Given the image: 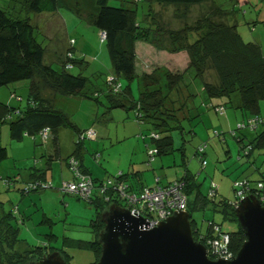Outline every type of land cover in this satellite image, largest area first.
Instances as JSON below:
<instances>
[{
	"label": "trees",
	"instance_id": "obj_1",
	"mask_svg": "<svg viewBox=\"0 0 264 264\" xmlns=\"http://www.w3.org/2000/svg\"><path fill=\"white\" fill-rule=\"evenodd\" d=\"M207 1L126 0L116 5L111 4L110 0H0V88L28 82L25 106H15L0 100V124L8 123L13 141L22 140L25 133L35 137L48 130V136L51 135L53 142L58 144V132L65 126L75 127L79 133L74 154L65 160L71 169L69 159L75 157L81 171L94 184L89 201L96 210V216L91 221L95 237L93 240L65 237L64 242L66 245L92 249L96 259L89 264H95L101 256L102 244L98 237L105 227L103 213L111 205L128 208L129 202L124 194L139 193L145 187L168 185L174 181L183 182L190 214L195 208L210 206L213 211L221 212L225 220L233 222V228L228 230L224 228L223 222L209 219L207 229L203 232L191 216L195 240L208 247L207 239L219 238V232L227 233L230 235L228 246L234 254L245 241L236 211L238 192L264 197V116L261 115V102L264 101V52L259 43L243 39L237 24L229 21L231 16L235 17V11L224 9L219 0H212L214 12L221 19L219 22L207 16L195 26L179 30L167 28L160 22L157 12L153 11L155 3L195 6ZM82 8L86 11H80ZM62 9L77 10L72 12L105 33L104 43L116 74H113L115 80H106L108 89L91 85L90 78L83 71L72 73V68L84 64L83 57H77L72 39L68 48L58 47L56 51L50 48L46 40L38 39V33L44 34L43 27L41 31L40 23L37 20L33 22L30 14H59ZM163 34L168 35V44L164 45ZM141 42L172 53L186 50L190 62L182 71H172L163 65L151 71L142 69L138 64V45ZM47 58L58 62L57 66L47 62ZM97 75L100 76L101 72ZM121 77L129 82L124 87L119 82ZM134 79L138 80V98L133 95L131 88ZM118 84L120 87L117 89ZM12 92L15 94V90ZM102 93L108 97L107 108L134 110L135 120L139 124L149 125L155 144V150L149 152L151 158L181 152L180 165L184 167V173L180 176L176 174V178L166 184L157 176L156 184L150 186H146L142 171L137 169L119 170L107 179L93 177L84 168L81 151L85 141L94 139L95 135L87 136L88 129L81 130L73 123L68 114L57 107L54 96L62 94L99 100ZM228 108L238 109L243 115V120L232 131L240 144V166H245L243 174L234 181L233 200L218 199L219 187L216 184H212L205 192L197 174L189 168L185 152L188 135L196 133L195 127L205 110L224 113ZM174 131L179 132L182 146H175ZM247 131L255 134L249 136ZM216 134H220L219 131ZM141 135L146 140L143 132ZM206 147L204 143L195 150L202 168L207 165ZM8 158L9 150L5 145H0V162ZM52 159L48 158L44 168H31L28 179H24L25 186L20 187L23 194L47 188L42 186L44 183L51 186L49 174ZM246 172L248 174H244ZM36 183H39L36 187H30ZM4 204L0 200V264L37 262L56 251L70 264L72 254L65 246L57 248L50 240L47 245H33L21 237L19 222L25 221L26 217L18 219L15 207L6 210ZM47 219L50 220L45 216ZM215 225H219V231L214 229ZM50 236L57 239V235L52 232ZM208 254L214 259L211 253Z\"/></svg>",
	"mask_w": 264,
	"mask_h": 264
},
{
	"label": "rangeland",
	"instance_id": "obj_2",
	"mask_svg": "<svg viewBox=\"0 0 264 264\" xmlns=\"http://www.w3.org/2000/svg\"><path fill=\"white\" fill-rule=\"evenodd\" d=\"M219 1L227 11H235V17L231 16L229 21L232 24H237L238 31L243 39L259 43L264 52V0ZM122 2H126V0H110L111 4L116 5ZM214 7L212 0L195 6L155 3L153 11L157 12L160 22L167 28L179 30L186 26H195L207 16L219 22L221 19L214 12ZM59 11V14H30L33 22L37 20L38 23L43 25L39 24L41 31L43 27L44 34L38 33V39L40 41L46 40L53 51H56L58 47L68 48V42L71 38L77 40L78 43L75 44V47L78 48L77 57L82 54L84 64L72 68V73L78 74L83 71V74L90 78L91 85L108 89L106 80L109 81L115 72L112 68L106 44L101 37V32L89 24L84 17L72 12L77 10L62 9ZM80 11H86V9L82 8ZM224 20H227V18H224ZM163 36L164 45L168 44V35L163 34ZM144 44V42H141L138 45L140 47L138 49V64L143 67L142 69L151 71L155 67L163 65L169 67L172 71H182L190 62L189 53L186 50L172 53L167 49H157L154 46H145L146 44ZM145 47L147 48L145 49ZM52 61L47 58V62L57 66L58 62ZM80 67H83V69ZM97 70L101 72L100 76L97 75ZM119 82L123 84V87L129 83L124 77H121ZM131 88L133 95L138 98L137 79L131 82ZM12 90H15V94ZM27 99V81L0 88V100L12 105L25 106ZM57 100V107L66 112L70 120L81 130L92 129L97 131L94 138L96 140L88 139L85 141L84 152L81 155H85L87 160H91L90 157L94 152L88 148L100 144L99 153L102 156H97L98 161L96 162L94 154L93 160L97 163L95 164L96 167H101L100 170L109 172L103 179L116 175L119 169L130 170L129 165L132 156L134 157V164L138 166L136 169L139 168L142 171L148 184H156V174L163 170L168 171L170 175L177 174L180 176L184 173V167L180 165L181 152L177 151L175 154L163 156L156 155L151 158L149 152L151 149L155 150L151 130L147 123L139 124L135 120L134 110L120 107L107 108L109 105L108 97L104 93L100 94V101L94 98L62 94L58 95ZM261 115L264 116V101L261 102ZM242 120V112L238 109L228 108L224 113L206 109L200 122L195 127L196 133L189 134V140L185 142L189 168L197 174L205 192L210 189L212 184L219 187L218 199H234V181L243 174L242 171L245 168L244 165L240 166V144L232 135L233 129ZM61 129L64 131L61 140L62 153H52L53 159L51 161V165L55 163V176L52 179L55 184L51 182V186L47 189L27 194H23L19 189L25 186L24 179L25 181L28 179L31 168L46 166V157L55 147L51 135L47 138L42 134L35 137L26 135L21 142H12L7 147L9 158L3 161L0 168V200L4 201L6 210L15 207L18 219L25 218V216L18 214V207L22 212H26V220L19 222L21 237L27 239L33 245H47L51 241V244L57 248L65 246L66 250L72 254L70 264H89L96 259L95 252L92 249L78 248L66 245L64 242L65 237L93 240L95 234L91 227V221L96 216V210L89 200L58 189L60 183L62 184L73 177L64 156L70 150L73 140L74 143L79 140V133L75 127L65 126ZM2 131L5 135L0 137V145L3 146L7 142L5 140L7 132L10 135L8 123L4 124ZM217 131L220 134H216ZM141 132L146 135V140L142 139ZM247 134L253 136L255 132L247 131ZM80 135L82 136V134ZM173 135L175 146H180L182 138L179 132L174 131ZM73 136L74 139L72 140ZM29 142L32 147L26 146ZM137 142L139 143L136 144ZM204 143L207 146L205 153L207 165L202 168L200 159L195 156V150ZM17 145L18 147H16ZM15 158L17 162H21L17 168L14 165ZM242 159L244 160V158ZM18 171H22V176L21 179L15 180L13 176L18 174ZM244 174H248V172ZM57 178L58 180H56ZM60 188L62 187L60 186ZM34 202L38 204L33 205ZM27 215H30V217H27ZM45 216L50 220H45ZM191 216L203 232L207 229L209 219H215L219 223L223 222L224 228L228 230L233 228V222L225 220L221 212L213 211L210 206L193 209ZM51 232L57 235V239L50 236Z\"/></svg>",
	"mask_w": 264,
	"mask_h": 264
},
{
	"label": "water",
	"instance_id": "obj_3",
	"mask_svg": "<svg viewBox=\"0 0 264 264\" xmlns=\"http://www.w3.org/2000/svg\"><path fill=\"white\" fill-rule=\"evenodd\" d=\"M245 241L233 259H212L195 240L191 214L176 212L153 228L128 208L113 205L103 213L102 252L95 264H264V201L250 194L238 201ZM27 264H68L58 252Z\"/></svg>",
	"mask_w": 264,
	"mask_h": 264
},
{
	"label": "built area",
	"instance_id": "obj_4",
	"mask_svg": "<svg viewBox=\"0 0 264 264\" xmlns=\"http://www.w3.org/2000/svg\"><path fill=\"white\" fill-rule=\"evenodd\" d=\"M105 36V33L102 32L101 37L105 38ZM68 67L71 68L72 65H68ZM110 79L113 80V77ZM118 87H120L119 84L117 85V89ZM25 134L27 135V133ZM95 134V131L92 129L86 132V135L89 137H93ZM48 135V130H45L43 136L47 138ZM69 163L73 170L74 178L71 181L64 182L62 188H60L61 191L75 194L77 197L85 200H90L94 188L92 179L81 171L75 157H71ZM38 184H31L30 187H36ZM42 186L49 187L50 184L44 183ZM259 186L263 187L262 184H259ZM238 195L237 204L239 200L248 194H245L244 191H239ZM124 196L128 199V209L131 213L135 216H143L148 220V228L155 227L176 212L187 211L188 209V198L183 190V182L174 181L168 185L145 187L139 193H127ZM259 199L264 201V197ZM214 229L219 231V225H215ZM219 235V238L207 239L208 247L207 245L206 247L208 253H211L214 259H233L236 254L228 246L230 235L222 232H219Z\"/></svg>",
	"mask_w": 264,
	"mask_h": 264
},
{
	"label": "crops",
	"instance_id": "obj_5",
	"mask_svg": "<svg viewBox=\"0 0 264 264\" xmlns=\"http://www.w3.org/2000/svg\"><path fill=\"white\" fill-rule=\"evenodd\" d=\"M61 17H62V15H61ZM63 18V17H62ZM63 23H64V20H63ZM72 39V42H73V44H74V48H75V51H76V53H78V48L77 47H75V44H77L78 43V41L77 40H75L74 38H71ZM70 39V40H71ZM69 43V42H68ZM145 46H148V45H145ZM147 47H145V49H146ZM80 53H82V52H80ZM81 56H83L82 54L80 55V57ZM84 57V56H83ZM81 68V67H80ZM97 72H99V70H97ZM114 76V75H113ZM47 94L49 95V96H53L50 92H47ZM58 95L59 94H57V95H55L54 96V98H55V100H56V102L58 101L57 99H58ZM136 97V96H135ZM3 126H4V124H0V137L1 136H3L4 137V132L2 131L3 130ZM94 131V130H93ZM96 131V130H95ZM63 132L64 131H62V129H60L59 130V132H58V136H59V143L58 144H55V147H54V150L49 154V155H47V157H46V166H47V161H48V158L49 157H52L53 158V154L52 153H59V154H61L62 153V142H61V140L63 139ZM97 132V131H96ZM95 132V133H96ZM1 133H2V135H1ZM25 138V137H24ZM24 138L22 139V140H24ZM74 139V136H73V138H72V140ZM2 140V142H3V138L1 139ZM5 140L7 141L6 142V147H8L9 145H11L12 144V142H21V140L20 141H13L12 139H11V137H10V135H8V132H7V136H6V138H5ZM92 140H96V139H92ZM23 142V141H22ZM139 142H137L136 144H138ZM27 147L29 146V147H32L31 146V143L29 142V143H27V145H26ZM16 147H18V145L16 146ZM21 148V147H20ZM83 148H84V146L82 147V151H81V154H82V152H84L83 151ZM58 151H57V150ZM75 149H76V143H74V140H73V142H72V146H71V148H70V150H68V152L66 153V155L64 156L65 157V159L67 158V157H69L70 155H72V154H74V152H75ZM87 149V148H86ZM88 149H91L94 153L92 154V156L90 157V159L91 160H87L86 159V156L85 155H81V160H82V162H83V164H84V168H87L88 169V171L92 174V176L93 177H95V178H99V179H103L104 177H106L107 176V174L109 173L107 170H104V171H102V170H100L101 169V167L100 168H98V167H96V165L95 164H97L96 162L98 161V159H97V156H99V155H101L102 156V154L101 153H99L100 152V144H98V146H90ZM96 156H95V155ZM93 155H94V159H95V161L96 162H94V160H93ZM62 157V156H61ZM133 160H134V157L132 156L131 158H130V165H129V169H136V167H138V166H136L135 164H134V162H133ZM94 162V163H93ZM18 164H21V162L20 161H18L17 162V159L15 158V161H14V165L16 166V168L17 167H19L18 166ZM99 165H100V163H98ZM3 165V162H0V168H1V166ZM62 165V164H61ZM45 166V167H46ZM66 167V166H65ZM40 168H44V166L43 167H40ZM54 169H55V163H53V165H51V169H50V174H49V180L52 182V183H54L55 184V182H53V177L55 176V173H54ZM120 170V169H119ZM137 170H139V168H137ZM122 171H125V170H122ZM19 173L18 174H14V179L15 180H18V179H21V174H22V171H18ZM68 174V173H67ZM157 176H160L161 177V182L163 183V184H166V183H168V182H170V181H172L174 178H176V175H170L169 173H168V171H165V170H163L162 172H160V173H158V174H156ZM71 177H72V174H71ZM74 177H72V178H70V179H68V180H66V181H64V182H67V181H71L72 179H73ZM143 179L145 180V178H144V175H143ZM56 180H58V178L56 179ZM7 182V181H6ZM63 182V183H64ZM146 182V181H145ZM25 183V182H24ZM63 183L61 184L60 183V186L62 187V185H63ZM147 185H154V184H148V183H146V186ZM60 186H59V190H61L60 189ZM20 189V188H19ZM44 189H47V188H44ZM35 192H38V191H35ZM36 204H38L37 202H34V204L33 205H36ZM18 209H19V213L18 214H21V215H23V216H25L26 217V215H25V213L24 212H22L21 211V209H20V207H18ZM44 209V208H43ZM45 214H46V210H45ZM27 217H30V215H27ZM21 227V226H20Z\"/></svg>",
	"mask_w": 264,
	"mask_h": 264
}]
</instances>
